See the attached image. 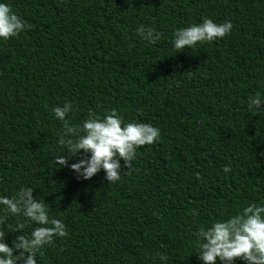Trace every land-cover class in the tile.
<instances>
[{"label": "trees", "instance_id": "16d2710c", "mask_svg": "<svg viewBox=\"0 0 264 264\" xmlns=\"http://www.w3.org/2000/svg\"><path fill=\"white\" fill-rule=\"evenodd\" d=\"M5 2L28 27L0 41V195L30 187L67 232L38 264H201L195 231L264 203V106L248 107L264 95V0ZM204 18L232 29L175 53L172 33ZM140 26L159 40H141ZM65 102L73 126L115 109L159 139L137 147L130 169L121 160L114 183L103 170L77 178L55 163L51 109ZM18 219L5 217L9 230ZM0 228L11 244L17 233Z\"/></svg>", "mask_w": 264, "mask_h": 264}, {"label": "clouds", "instance_id": "9594fccd", "mask_svg": "<svg viewBox=\"0 0 264 264\" xmlns=\"http://www.w3.org/2000/svg\"><path fill=\"white\" fill-rule=\"evenodd\" d=\"M28 26L18 17L5 0H0V41L16 37ZM232 29L231 21L216 23L204 18L201 23L179 28L172 33L171 47L175 53L198 43L218 40ZM136 33L141 40L154 44L160 33L153 27L140 26ZM264 95L256 92L248 98V107L260 109ZM72 105L65 102L51 109L52 116L62 124L58 143L67 157L86 154L68 163L64 155L55 157L59 167L67 166L77 178L88 180L103 170L108 183L122 176L121 163L129 169L136 158V149L152 144L159 139V129L148 123L124 122L115 109L100 117L89 112L88 118L79 126H73L66 118ZM225 173L230 168L225 166ZM33 189L21 187L13 195H0V225L6 224L9 232L17 233L11 244L5 241L6 232L0 228V264H38L37 256L54 237L67 235L64 223L49 215L45 204L33 196ZM195 214V213H194ZM18 217L12 230L8 229L5 217ZM35 225L24 232L26 224ZM194 251L201 264H234L239 259L243 264H264V203H249L226 219H217L201 226L193 233ZM18 253V254H14ZM158 260L167 264L168 256L158 254Z\"/></svg>", "mask_w": 264, "mask_h": 264}]
</instances>
